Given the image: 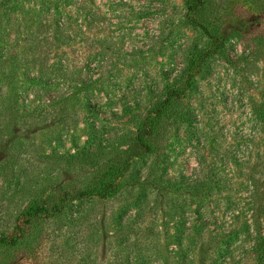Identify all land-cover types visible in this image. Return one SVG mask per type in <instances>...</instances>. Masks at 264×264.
I'll return each instance as SVG.
<instances>
[{
    "label": "rangeland",
    "instance_id": "374dc122",
    "mask_svg": "<svg viewBox=\"0 0 264 264\" xmlns=\"http://www.w3.org/2000/svg\"><path fill=\"white\" fill-rule=\"evenodd\" d=\"M17 225L0 264H264V0H0Z\"/></svg>",
    "mask_w": 264,
    "mask_h": 264
},
{
    "label": "trees",
    "instance_id": "16d2710c",
    "mask_svg": "<svg viewBox=\"0 0 264 264\" xmlns=\"http://www.w3.org/2000/svg\"><path fill=\"white\" fill-rule=\"evenodd\" d=\"M227 41H225V38L222 42H219V41H216V45H214L215 47H220L221 49L220 50H223V48H226L227 47ZM207 50H210V49H213V46L212 44L210 43V47L209 48H206ZM217 50V49H216ZM199 55V54H198ZM199 68H202V66H198ZM197 67V68H198ZM188 68V67H187ZM192 68V67H191ZM85 151H89L88 149H84V153H86ZM108 179L104 178L102 179L103 183L102 184L104 187L107 186ZM111 184V183H110ZM84 195V194H82ZM68 196V195H67ZM65 200H66V195L64 196ZM45 201V200H44ZM44 201L42 202V199L40 201L36 200L34 201L30 207H28L25 211L22 212V216L24 217L23 219L27 220V222L30 224V226H33V229L34 228H37L38 229V223H40L41 221L39 220L40 218H45L46 215H50L51 214H54V213H60V211L63 209L61 207V205H57V206H53V211H49V208H45V206L42 205V203H44ZM27 216V217H26ZM47 217V216H46ZM26 229H28V226L26 227H23L21 228L20 225H17L15 227V229L13 231H11L9 234H6L7 236H4L0 238V242L1 243H11V244H15L17 243L20 238L22 237H25L24 239H28L31 235V232L28 231L26 233ZM16 236V237H15ZM1 240H3L4 242H2Z\"/></svg>",
    "mask_w": 264,
    "mask_h": 264
}]
</instances>
